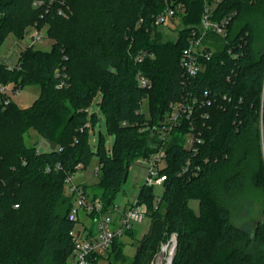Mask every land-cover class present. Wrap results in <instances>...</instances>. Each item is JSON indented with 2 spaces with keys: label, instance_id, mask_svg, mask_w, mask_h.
<instances>
[{
  "label": "trees",
  "instance_id": "16d2710c",
  "mask_svg": "<svg viewBox=\"0 0 264 264\" xmlns=\"http://www.w3.org/2000/svg\"><path fill=\"white\" fill-rule=\"evenodd\" d=\"M33 1L0 0V49L9 35L21 39L28 29L43 30L46 24L53 42L47 51L27 46L11 68L0 64V85L41 87L30 107L14 100L0 107V264H69L76 225L68 219L74 198L66 194L67 177L97 157L96 196L108 211L133 163L159 149L158 129L170 104L205 90L214 104L183 118L165 144L167 180L160 199L154 187L139 189L151 224L132 264H149L172 233L178 235L173 264H264V222L253 235L245 232L232 223L223 201L245 191L249 169L264 178V0L217 4L213 21L236 15L227 37L207 34V49L215 51L195 77L183 75L180 58L193 31L200 35L207 0H47L40 8ZM172 2L186 6L184 27L166 40L164 26L153 19ZM141 51L148 55L138 62ZM138 73L151 80L150 88L138 87ZM96 95L115 138L108 149L101 131L95 149L91 146L90 134L101 121L88 111ZM192 125L201 143L189 149ZM31 130L57 148L28 144ZM191 200L198 201V210ZM119 247L116 239L110 252L117 259Z\"/></svg>",
  "mask_w": 264,
  "mask_h": 264
},
{
  "label": "built area",
  "instance_id": "2783aa9c",
  "mask_svg": "<svg viewBox=\"0 0 264 264\" xmlns=\"http://www.w3.org/2000/svg\"><path fill=\"white\" fill-rule=\"evenodd\" d=\"M47 0H34L33 6L40 8L45 6ZM56 0H49L53 4ZM224 0H207L205 3V10L202 15V23L199 27L200 35L193 31L190 37L189 46L184 49L180 58V65L182 66L184 76L195 77L205 69L203 60H209L214 49L208 50V44L205 38L208 33L219 35L222 38L227 37L228 27L236 12L217 20H212L213 12L217 4ZM61 3H64L62 1ZM185 4L182 2H172L168 5L163 13H160L153 19V23L160 27L169 24L173 18L183 17L186 13ZM64 10L59 9L58 13L63 14ZM45 35L43 30L36 29L33 31L28 46L33 47L36 43H40ZM232 52V49H231ZM230 52V53H231ZM147 53L141 51L136 60L142 62ZM152 58L153 54H149ZM11 68V67H10ZM183 76V77H184ZM138 87L141 89H148L152 86L151 80L144 77L141 73L137 75ZM20 89L15 88L13 84L0 85V107L7 106L12 100V96L18 94ZM225 98V97H224ZM212 92L205 90L201 96L196 95L192 91L187 94L182 100L170 104L171 111L166 115L164 123L158 129L160 146L157 152L153 153L148 159L138 160L146 167V174L143 178V185L147 187H154L162 189L164 182L167 180V175L164 173L166 164V150L164 149L167 140L170 138V132L181 124L183 118L190 119L198 106L205 107L214 104ZM146 101L142 102V112L146 109ZM145 108V109H144ZM147 110V109H146ZM205 116H208L206 114ZM125 124V123H123ZM196 143H201L200 136L195 133V127L192 125L191 131L187 133L185 147L192 149ZM38 150H43L38 147ZM195 151L197 149L195 148ZM190 166V161L187 162ZM76 172L68 176L65 183L66 194L74 198L73 205L68 213L69 221L73 222L75 228L71 231V239L73 241L72 262L74 264H91L92 261L98 260L100 256L110 254L114 241L118 238L126 236V233L136 225L144 223L147 218L148 208L145 203H141L138 199L126 206L125 209H120L117 205L110 206L109 210L105 212L104 202L100 196L91 197L88 194L84 184L74 182L75 177L81 170L85 169L80 163L76 167ZM185 168V171H189ZM199 170V167H197ZM100 167L95 170V174H99ZM197 174L195 171L192 175ZM158 194L157 199H160ZM18 205H16L17 207ZM178 235L172 233L168 241L160 245L159 252L149 264H173V258L176 253Z\"/></svg>",
  "mask_w": 264,
  "mask_h": 264
},
{
  "label": "rangeland",
  "instance_id": "374dc122",
  "mask_svg": "<svg viewBox=\"0 0 264 264\" xmlns=\"http://www.w3.org/2000/svg\"><path fill=\"white\" fill-rule=\"evenodd\" d=\"M263 11V10H262ZM68 17L69 15H64ZM260 24L264 28V12L260 17ZM48 25L46 24L43 28V33L45 35L44 39L40 43H36L35 47L40 48L44 51L50 50L53 44L52 40L46 36ZM182 22L179 18H173L170 20L169 24L165 25L162 28L163 35L165 39L174 40L177 38L178 32L183 28ZM36 27H32L27 30L24 38H17L15 35L11 34L5 40L4 45L0 49V55L5 56V54L15 45L20 44L23 47L28 46V40L35 31ZM262 45V42L259 41V45ZM18 61V59H17ZM15 61L14 65H16ZM11 85V83H10ZM41 91L40 85H29L22 88L18 94L12 96V100L21 108L30 107L39 96ZM101 96L96 95L92 101V104L89 106L88 111L90 114L97 113L100 122L96 123L94 131L90 134L91 146L93 149L96 147L97 138L99 132L101 131L105 139H107V149L112 146L114 143V136L109 132L108 124H106L102 110L100 109ZM145 109V108H144ZM145 111H147L145 109ZM263 134V130L261 129ZM25 140L28 144H36V146L42 148L43 150H49L50 146L48 142L35 133L33 130L29 131L25 135ZM263 161H264V147H263ZM255 163V162H254ZM97 157H94V160L80 173L75 177L74 182L79 184H84L88 191V194L91 197L101 194V189L98 187L100 182V174H95V170L99 167ZM251 167V166H250ZM249 167V168H250ZM250 173L247 178V187L244 192H237L235 194L227 196L224 198V203L228 206L231 212L232 223L243 229L245 232L253 235V231L257 226L264 222V178L255 177L252 175L253 172L249 169ZM146 174L145 165L141 164L139 161L133 163L128 181L124 184L121 190L116 194L115 205L120 209H125L126 206L132 204L138 197V192L140 187L144 183V176ZM156 193L160 194L161 190L156 189ZM189 205L194 209L198 210V201L191 200ZM150 220L145 219L144 223L136 225L134 227L135 234L134 236H124L118 238L117 241L120 245L121 258L117 259L114 253H110L105 256H100L98 260L92 261L91 264H132L136 258L137 250L140 247V243L144 235L148 232L150 228ZM69 264H74L72 259H70Z\"/></svg>",
  "mask_w": 264,
  "mask_h": 264
},
{
  "label": "crops",
  "instance_id": "0c3cea01",
  "mask_svg": "<svg viewBox=\"0 0 264 264\" xmlns=\"http://www.w3.org/2000/svg\"><path fill=\"white\" fill-rule=\"evenodd\" d=\"M26 47L21 46L20 44H15L6 54L5 56L0 55V64H6L9 67L14 66L15 61L19 59V54ZM18 62V61H17ZM16 62V63H17Z\"/></svg>",
  "mask_w": 264,
  "mask_h": 264
},
{
  "label": "water",
  "instance_id": "95a60500",
  "mask_svg": "<svg viewBox=\"0 0 264 264\" xmlns=\"http://www.w3.org/2000/svg\"><path fill=\"white\" fill-rule=\"evenodd\" d=\"M49 143H50V146H51L52 149H56L57 148V143H55L53 141H51ZM128 175H129V172H126L125 176H124V179H123L125 183L127 182Z\"/></svg>",
  "mask_w": 264,
  "mask_h": 264
}]
</instances>
